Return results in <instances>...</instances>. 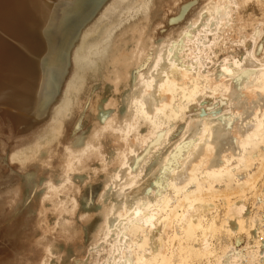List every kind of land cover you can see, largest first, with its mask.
<instances>
[{
  "label": "bare ground",
  "instance_id": "obj_1",
  "mask_svg": "<svg viewBox=\"0 0 264 264\" xmlns=\"http://www.w3.org/2000/svg\"><path fill=\"white\" fill-rule=\"evenodd\" d=\"M68 1L0 0V115L18 131L13 156L34 158L32 220L6 224L5 203L21 196L15 186L0 194V264H264V107L232 124L231 142H211L212 152L192 143L203 124L197 130L183 112L194 91L212 88L200 100L213 102L225 60L255 69L245 84L262 86L264 52L254 49L264 40V0ZM56 43L67 61L61 81L47 69ZM85 103L89 119L70 130ZM196 107L228 132L230 117L212 119L228 108ZM59 144L64 165L52 167ZM86 155L101 180L90 162L93 175H78ZM38 164L51 169L40 175ZM88 180L100 190L80 201ZM246 190L257 196L253 210ZM88 211L98 214L87 237Z\"/></svg>",
  "mask_w": 264,
  "mask_h": 264
},
{
  "label": "rangeland",
  "instance_id": "obj_2",
  "mask_svg": "<svg viewBox=\"0 0 264 264\" xmlns=\"http://www.w3.org/2000/svg\"><path fill=\"white\" fill-rule=\"evenodd\" d=\"M66 1H68V0H66ZM69 1H71V0H69ZM68 1V2H69ZM59 46V47H58ZM61 46L62 45H60V43H56V48L54 49V55L52 56L53 58H51L50 60H47L48 61V63L50 62V65L49 66H47V69L49 70V72H53V73H55L54 75H56V77H57V75H58V77H57V79H58V81H61V78L59 77L60 75H61V73L62 72H64V68H66V64H67V61L64 59L63 60V58L62 57H60V56H58V54L60 53V48H61ZM65 61H66V63H65ZM62 62V63H61ZM70 63V62H69ZM59 64V65H58ZM60 68H59V67ZM58 69V70H57ZM62 69V70H61ZM52 70V71H51ZM57 72V73H56ZM60 73V74H59ZM62 77V76H61ZM213 104V102L212 103H209L208 105L206 104L205 106H207V107H209V109H211V110H214V109H216L215 108V106H214V104ZM211 105V106H210ZM86 109H87V106H86V103H85V105L83 106V110L81 111L82 113L80 114V116L78 117L77 115L75 116L76 118H72L73 119V123H72V125L70 126V127H72V128H70V130H72L74 127H75V122H82L83 120H84V124H85V117H86V115H88V113L86 112ZM80 111L78 110V113H79ZM77 113V114H78ZM76 114V113H75ZM73 116V117H74ZM87 118V117H86ZM0 119H1V121H0V194L2 193V194H6L7 192L9 193V191H11L10 193H12V191H14V189H15V187H18V189L16 190V192L18 191L19 193H18V195L20 194V198H19V200L17 199L18 197H16L15 198V201H16V203H14L15 201L13 200V197H11L12 198V200H13V202L11 201V203H9V202H6L5 203V208L6 209H4L5 211H4V222L6 223V224H10L11 222H14L13 220L14 219H16L15 221H18V220H21V221H29L31 218H32V215L30 216V214H31V209H29V207H30V205H31V202H32V195L30 194V187H31V180L30 179H28L29 178V172H31V170H32V167H33V165H34V158H31L30 160H24V161H22L23 159H20V160H18V158L17 157H15V156H13L14 155V149L13 148H11L12 147V143H13V139H15L16 140V138L18 139V135H17V133L16 132H18V131H16L15 130V124H13L12 123V121L10 120V119H7V117H4V119H3V116H1L0 115ZM3 119V120H2ZM87 119H89V116H88V118ZM41 120H43V119H41ZM87 121V120H86ZM89 121V120H88ZM10 122V123H9ZM41 121H39L37 124H39ZM5 123V124H4ZM4 124V125H3ZM11 126L12 128L10 129V127L9 126ZM2 126V127H1ZM7 126V127H6ZM9 127V128H8ZM83 127V129L82 130H84L85 128H84V126H82ZM4 129V130H3ZM7 129H9V131L7 130ZM5 132H3V131ZM11 130L12 131H14V135L12 136V134H11ZM25 130V129H24ZM23 130V131H24ZM79 132V131H78ZM13 133V132H12ZM65 133V132H64ZM76 135L78 134L77 132L75 133ZM74 134V135H75ZM6 135V136H5ZM79 135V134H78ZM15 136V137H14ZM63 141H64V137L62 136V137H60ZM70 139H68L67 141H69ZM9 142V143H8ZM60 145H62V144H59V146ZM62 148V149H61ZM16 149V148H15ZM19 149V148H18ZM17 149V150H18ZM21 149V148H20ZM13 151V153H12V155H11V153L10 152H12ZM58 150H60V157L58 158V154H55V160H54V158H48V161L50 162V165L53 167V166H60L61 167V165H64L63 164V162L61 161V160H63V159H61L62 157H64L63 155H65V151L63 152L62 150H63V145L62 146H60V147H58ZM16 151V150H15ZM61 151H62V153H61ZM57 153V152H56ZM42 157H44L45 156V153L42 151V152H40L39 153ZM62 154V155H61ZM12 156H13V158L15 157V158H17V159H14L13 160V158H12ZM56 156H57V161H56ZM90 156V155H89ZM11 157V158H10ZM82 159H81V162L80 163H82V164H80V166L81 165H83V162H82V160L83 161H85L86 163H84L85 165H83V167L81 166V168H83V170L84 171H86V169H87V171H86V173L85 172H83V171H81V170H79V168L80 167H78L75 171H76V173H75V175L76 176H78V175H86L87 173L89 174L90 172L92 173L94 170V173L93 174H95V172H97V170H100V169H98V164H94L95 166H91V164H92V161H96L95 160V157H93V156H91L90 158H88L87 157V155L84 157H81ZM87 159V160H85V159ZM152 158V157H151ZM9 159H11V160H9ZM49 159H51V160H49ZM61 159V160H60ZM91 159V160H90ZM93 159V160H92ZM18 160V161H17ZM33 160V161H32ZM31 161V162H30ZM37 161V160H36ZM60 161H61V163H60ZM149 162H150V159L148 160ZM27 162V163H26ZM29 162V163H28ZM88 162V163H87ZM89 162H90V165H89ZM152 162V161H151ZM150 162V163H151ZM32 163V164H31ZM55 163H57V164H55ZM23 164V165H22ZM25 164V165H24ZM26 164H27V166H26ZM87 164L90 166L89 168H91V167H93V168H97V169H92V171H91V169H89V168H87L88 166H87ZM24 166V167H23ZM38 167H45V164H44V166L42 165H37ZM49 165L47 164V167H48ZM84 166H87L86 167V169H84L85 167ZM22 167V168H21ZM37 167V168H38ZM40 168V169H41ZM63 168H65L64 166H63ZM80 168V169H81ZM99 168H101V167H99ZM39 169V168H38ZM48 169V170H47ZM50 167L49 168H44V170H45V172L46 171H50ZM43 170V168L41 169V171ZM44 170H43V173H45L44 172ZM88 170H90V172L88 171ZM101 170L103 171V169L101 168ZM101 170H100V174H98L99 176V178H100V180H101V178L103 177V175L104 174H102L101 173ZM40 171V170H39ZM81 171V172H80ZM81 174H80V173ZM43 173H40V175L42 174V175H46V173L45 174H43ZM74 173V172H73ZM79 173V174H78ZM99 173V172H98ZM78 174V175H77ZM93 174H89V175H93ZM102 174V175H101ZM17 175V176H16ZM17 177V178H16ZM22 177L23 178H25V180H27V186L26 187H22L21 185H23L24 184V181L22 180ZM14 178V179H13ZM14 180V181H13ZM17 180H19V181H17ZM100 180H94V181H84V182H81L80 184H82V190H80L79 192H78V194H77V198H79L80 196V201L82 200V201H84V198H86V197H90V198H93L95 195H96V193H98L99 192V190H100V183L101 182H99ZM12 182H13V184H12ZM19 182V183H18ZM257 182H258V185L261 187L262 186V184H264V173L263 174H260L259 175V177L257 178ZM3 183H5L4 185H3ZM8 183V184H7ZM16 183V184H15ZM15 184V185H14ZM86 184V185H85ZM3 185V186H2ZM10 185H11V187H10ZM13 185V186H12ZM16 185H19V186H16ZM2 186V187H1ZM7 186V188H5ZM15 186V187H14ZM10 187V188H9ZM12 187L14 188V189H12ZM260 187L259 188H257V190L258 189H260ZM8 188L10 189V190H8ZM21 190H20V189ZM12 189V190H11ZM5 190V191H4ZM21 192H20V191ZM82 191H83V193H82ZM4 192H6V193H4ZM253 193V191L252 190H246L245 192H244V199L243 198H241L242 199V201L244 202L245 201V199H247V198H245V197H248L247 195H248V193H250L249 194V196ZM258 193H259V195L260 194H263L264 192H263V190L261 191V192H259L258 191ZM14 194V193H13ZM30 194V195H29ZM82 194V195H81ZM7 196H13L12 194L11 195H8V194H6ZM5 195V196H6ZM17 195V196H18ZM255 195V196H254ZM258 195V196H259ZM14 196H16V195H14ZM79 196V197H78ZM253 196H254V198H253ZM261 196V198L262 197H264V194H263V196L262 195H260ZM84 197V198H83ZM255 197H257L256 196V194H252L250 197H248V198H250V200L249 199H247L248 201H249V204L247 205L248 206V208L249 209H252L253 210V203H254V201H256V198ZM8 198V197H7ZM252 198H253V201H252ZM9 199V198H8ZM255 199V200H254ZM10 200V199H9ZM8 200V201H9ZM79 200V199H78ZM239 200V199H238ZM19 201V202H18ZM247 201V202H248ZM93 202V201H92ZM89 203L88 205H85L83 208H82V205L80 206L81 207V209H91L93 206H92V204H94V202L93 203ZM247 202H244L245 204H247ZM9 203V204H8ZM11 206H13V208L11 207ZM16 206H17V209H16ZM91 206V207H90ZM9 207V208H8ZM74 208L76 207V206H73ZM86 207V208H85ZM11 208V209H10ZM31 208V207H30ZM76 209V208H75ZM75 209L73 210V213H75L76 211H75ZM8 210V211H7ZM11 211V212H10ZM14 211V212H13ZM24 211V212H23ZM87 211V210H86ZM6 212V213H5ZM89 212V214L91 213L92 214V212L91 211H88ZM26 214V216L25 215H23V214ZM32 213H35L34 211L32 212ZM94 214H90V216H88V218L83 214V217L85 216V218H84V220H87V219H89V221L90 222H86L85 223V221L82 219L83 217H81V218H79L82 222H83V224H82V227H83V236H86L87 235V237H88V230H87V226L89 225H92V222L94 221V219H92V218H94V215H95V213L96 212H93ZM97 214L98 213H96V216L95 217H97ZM17 216H20V217H17ZM22 216H24V218H22ZM27 217V218H26ZM30 219H29V218ZM90 217V218H89ZM91 219V220H90ZM96 219V218H95ZM7 220V221H6ZM32 220V219H31ZM30 220V221H31ZM240 232V234L241 235H243L242 236V238H240V239H242V240H238L237 242H236V244H235V246L237 247V248H242V246L245 244V240H246V235H245V230H241V231H239ZM236 234H239L238 232H236ZM86 237V238H87ZM243 238H245V239H243ZM244 264H246V263H244Z\"/></svg>",
  "mask_w": 264,
  "mask_h": 264
},
{
  "label": "snow or ice",
  "instance_id": "obj_3",
  "mask_svg": "<svg viewBox=\"0 0 264 264\" xmlns=\"http://www.w3.org/2000/svg\"><path fill=\"white\" fill-rule=\"evenodd\" d=\"M261 52H264V40L254 49V53L259 55ZM235 54V53H233ZM243 55V53H239ZM248 57H244V60L247 61ZM259 63V62H257ZM224 64L227 65L223 72L216 71L214 74V80L218 81L215 84V94L213 96V103L216 109L228 108V113L219 112L218 115L220 119H216L214 115L213 120H216V124L220 125L225 116L230 117V122L228 124V132L226 133L223 127H216L207 119V113L205 116H201L200 108H197L196 105H200L203 108L208 101L200 100L202 95H208L213 93L212 88H205L203 93L199 91H194L192 96L185 97L187 100V105L183 108V112H187L192 116H195L196 120L187 121L189 124H195L197 130L203 124V139L197 141L193 139L192 143H200L201 145L208 144V151L212 152L215 149L212 148L211 142L215 140H220L221 142H231V128L232 124L237 120L242 121L245 116L249 113L250 109L255 107L257 104L261 107H264V82L259 89H253L252 85L245 84L246 77L255 72V69H247L242 67L240 60L236 61L225 60ZM234 65V66H233ZM223 77V79H221ZM256 92L257 94L253 95L252 93ZM191 106V107H189ZM175 107V106H174ZM211 111V109H209ZM181 110L177 109L178 118ZM264 127V126H262ZM211 158V157H209ZM177 167H179L177 165ZM31 179V178H28ZM24 184L22 187L27 186V180L22 177ZM144 201H140V205L143 206ZM139 216L140 214L137 213ZM156 217L153 215L148 220H143L142 225H149L154 221ZM155 227V225H152ZM239 239V238H237Z\"/></svg>",
  "mask_w": 264,
  "mask_h": 264
}]
</instances>
